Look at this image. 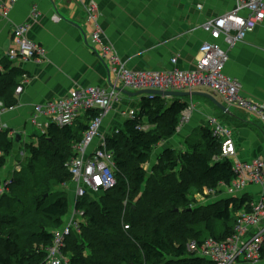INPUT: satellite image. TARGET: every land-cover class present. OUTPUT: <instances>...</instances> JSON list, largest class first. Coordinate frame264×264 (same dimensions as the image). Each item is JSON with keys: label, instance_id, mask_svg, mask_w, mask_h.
<instances>
[{"label": "trees", "instance_id": "obj_1", "mask_svg": "<svg viewBox=\"0 0 264 264\" xmlns=\"http://www.w3.org/2000/svg\"><path fill=\"white\" fill-rule=\"evenodd\" d=\"M2 62L0 101L13 108L23 74ZM169 100L142 98L137 118L127 120L109 138L117 186L98 199L87 196L79 202L78 210L84 214L81 233L68 237L65 248L70 264H213L191 257L188 243L210 237L224 240L233 233L234 214L250 210L246 198L194 208L193 195L235 179L232 162L219 160L221 140L210 124L186 140V151L165 149L150 172L146 168L153 152L177 135L189 106L183 99ZM98 114L86 112L72 127L53 125L46 134L35 136L37 144L18 145L8 132L0 134V172L14 150L17 157L19 151L28 157H18L22 170L8 178L0 196V264L45 263L52 231L62 228L71 212L67 195L56 188L71 182L67 165ZM144 122L155 126L151 133L143 131Z\"/></svg>", "mask_w": 264, "mask_h": 264}, {"label": "crops", "instance_id": "obj_2", "mask_svg": "<svg viewBox=\"0 0 264 264\" xmlns=\"http://www.w3.org/2000/svg\"><path fill=\"white\" fill-rule=\"evenodd\" d=\"M0 1L6 2L10 8L7 17L0 19V71L5 70L2 61L8 62L2 60L5 52L13 46L15 48L13 32L18 26L30 23L29 38L47 50V58L42 62H9L11 69L27 76V81L23 93L17 97L15 108L0 112V134L8 132L11 140L10 133L21 134L23 142L30 137L27 135L28 117L35 105L64 97L77 87L108 89L111 78L107 65L98 59L89 44L92 28L83 8L75 0H17L14 5L10 4L12 0ZM94 1L98 5L105 42L114 46L121 60L133 71L193 70L200 48L209 40L202 25L233 11L237 5V0ZM34 6L41 14L36 20L31 19ZM173 58L178 60L176 65L171 62ZM224 73L241 83L244 98L264 104V22L242 44L229 50ZM21 80L20 77L19 82ZM200 92L208 93L204 89ZM183 100L193 103L196 112L187 126L178 129L177 135L157 150L164 144V150L186 147V140L198 134L208 125V118L214 116L232 130L239 160L250 162L264 158V129L256 119L237 108L226 107L228 112H223L203 98ZM125 109L126 106L120 104L113 107L104 120L103 133L116 127L118 113ZM31 140L37 142L36 137ZM4 171L0 172L2 178H6ZM235 198H246L251 204H257L264 198V186H249ZM236 264L251 263L238 261ZM252 264H264V258Z\"/></svg>", "mask_w": 264, "mask_h": 264}, {"label": "built area", "instance_id": "obj_3", "mask_svg": "<svg viewBox=\"0 0 264 264\" xmlns=\"http://www.w3.org/2000/svg\"><path fill=\"white\" fill-rule=\"evenodd\" d=\"M75 1L83 8L87 22L91 25L89 44L98 59L107 65L111 87L108 89L77 87L64 97L35 105L29 114L28 125L39 130L40 135H44L53 125L59 128L74 126L86 112L99 113L88 124L82 140L77 144L76 157L67 165L75 191L72 199L73 207L64 226L52 231L53 244L46 250L47 257L44 264H70L65 248L68 237L81 233L84 214L78 210L79 202L90 196L89 192L99 194L101 191L108 192L117 186L114 175L115 154L109 150V137L102 135V128L105 118L113 107L122 103L124 96L122 91L157 90L191 93L204 89L227 108L244 111L256 119L264 129V104L244 98L241 95V83L224 73L229 61V50L242 44L248 35L255 32L264 22V0H237L233 11L203 24L202 29L208 32L209 40L200 48L199 59L193 70L172 68L160 71L128 69L114 46L105 42L99 23L97 3L94 0ZM16 2L17 0H12L10 4L14 5ZM9 10V5L0 1V19L7 17ZM40 16L39 9L34 6L31 10V19L36 20ZM53 21L56 22V18H53ZM31 28L30 23H25L14 29L15 48L6 51L2 60L42 62L47 58V50L44 46L29 38ZM171 62L176 65L178 60L173 58ZM26 81L27 76L23 75L15 91L17 97L23 93ZM14 108H7L0 101V112ZM195 110L194 104H189L182 116L180 128L190 123ZM139 113L140 106L127 114V120H135ZM208 121L211 123L214 136L221 140L219 160L225 159L232 162L235 179L228 185H220L217 190H206L205 194L209 197L227 195L226 198H221L224 200L235 198L249 186L263 187L264 158H257L250 162L239 160L232 130L214 116L209 117ZM4 129L6 130V127ZM10 136L13 140L15 139L14 132L10 133ZM31 143L33 141L27 142L26 138L23 141V144ZM19 155L24 157V151H19ZM9 183L3 178L0 184V196L6 192ZM250 206V210H241L234 214L236 225L230 236L224 240L210 237L202 243L192 240L187 245L189 255L213 264H236L238 261L251 264L260 262L264 258V198ZM125 228L129 229L128 226Z\"/></svg>", "mask_w": 264, "mask_h": 264}, {"label": "rangeland", "instance_id": "obj_4", "mask_svg": "<svg viewBox=\"0 0 264 264\" xmlns=\"http://www.w3.org/2000/svg\"><path fill=\"white\" fill-rule=\"evenodd\" d=\"M13 48H14V46H13ZM16 91V90H15ZM135 93V92H134ZM16 95V94H15ZM17 97V96H16ZM123 102L124 103H122V104H120L121 106L122 105H125L126 106V109H125V111L124 112H122V113H118V119L116 120L117 121V125H116V127H112V129H110V130H107L105 133H103L102 135L105 137V136H107V137H112V136H115L114 134H116L117 133V131H119L120 130V128H123V126H124V124H125V122L127 121V114L130 112V111H132V110H136L138 107H139V100H140V98H137V97H135V98H128V97H126V96H123ZM216 98V97H215ZM217 99V98H216ZM172 100V99H171ZM224 107H226L219 99H217ZM132 101H135V102H133L132 103ZM196 112V110L194 111V113ZM194 113H193V115H194ZM192 115V116H193ZM211 117V116H210ZM192 118V117H191ZM206 123H208V124H210L211 125V123L209 122V121H206ZM259 123V122H258ZM144 125H143V131H146L147 133H151V130H153L154 128H155V126L153 125V124H150L149 122H144L143 123ZM260 124V123H259ZM73 126V125H72ZM72 126H67V127H72ZM187 126V125H186ZM185 127V126H184ZM212 127V126H211ZM180 129V128H179ZM181 130H182V127H181ZM180 130V131H181ZM41 134V132L39 131V130H37V129H35V128H33L32 126H28V128H27V135H29L30 137H28V138H26V140H27V142H31V139L34 137L35 138V136H37V135H40ZM193 136H195V135H193ZM184 137V136H183ZM176 139H179V136L178 137H176ZM184 139H187V138H185L184 137ZM172 140V139H171ZM171 140H169V141H171ZM13 141H15L16 142V138L13 140ZM21 143L23 144V142H22V140H21ZM37 144V143H36ZM185 144V143H184ZM236 144V143H235ZM18 145H20V144H18ZM165 145V144H164ZM164 145H162V146H164ZM160 147V153L164 150V149H162L163 147ZM77 147V146H76ZM76 147H75V150H74V152H75V156L72 158V160L76 157V155H77V153H76ZM236 147H237V145H236ZM18 148V147H17ZM169 149V148H168ZM171 149V148H170ZM184 149H186V147L183 145V148H179V149H174V150H176L177 152H180V151H182V150H184ZM159 150H155L154 152H153V155H152V159H151V162H150V166L148 167H146L148 170H149V172H150V170L152 169V167H153V164L155 163V161H156V158H157V156H159ZM238 151V150H237ZM22 152V151H21ZM13 153V154H12ZM11 153V155H10V157H9V159H8V164H7V166L5 167V171L3 172V175H5L6 174V178L5 179H7L9 182H10V178H12L13 177V174H14V172H20L21 170H22V167H21V165L19 164V159H18V157L20 158V159H23V157L20 155V156H16V150H14L13 152ZM24 153H26V151L24 152ZM2 156V153H1V155H0V157ZM27 159L28 157H24V159ZM12 159H14V161H13V164H12ZM18 167H20L18 170H17V168ZM3 176H1L0 177V179H1V182H2V180H3V178H2ZM9 178V179H8ZM1 184V183H0ZM62 190H63V193L64 194H66L67 195V197H68V199H69V203H70V209H72V207H73V198H74V196H75V191H74V189H73V185L71 184V182H69L68 184H66V185H63L62 186V188L60 187V188H56V191L57 192H62ZM102 191L101 192H99V194H96V193H93V192H89V195L90 196H92V197H94L95 199H98V198H100V196H102ZM95 195V196H94ZM227 197V195H218L217 197H209V196H207L206 194H201V193H197V194H195V195H193L192 196V199H193V203H194V208H200V207H202L203 209L204 208H211L213 205H215L216 204V202H217V200L218 199H221V198H226ZM57 230V229H56Z\"/></svg>", "mask_w": 264, "mask_h": 264}, {"label": "water", "instance_id": "obj_5", "mask_svg": "<svg viewBox=\"0 0 264 264\" xmlns=\"http://www.w3.org/2000/svg\"><path fill=\"white\" fill-rule=\"evenodd\" d=\"M123 95L128 98H164V99H186V98H203L212 102L218 109L223 112H228V109L224 107L212 94L206 92H164L157 90H142L138 92L122 91ZM16 143L21 144V134H16Z\"/></svg>", "mask_w": 264, "mask_h": 264}]
</instances>
